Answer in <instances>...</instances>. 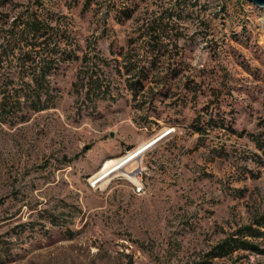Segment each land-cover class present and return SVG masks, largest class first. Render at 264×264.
Listing matches in <instances>:
<instances>
[{
	"label": "rangeland",
	"instance_id": "1",
	"mask_svg": "<svg viewBox=\"0 0 264 264\" xmlns=\"http://www.w3.org/2000/svg\"><path fill=\"white\" fill-rule=\"evenodd\" d=\"M32 10L45 47L16 35ZM49 58L48 107L0 104V264H264V6L0 0V100Z\"/></svg>",
	"mask_w": 264,
	"mask_h": 264
},
{
	"label": "trees",
	"instance_id": "2",
	"mask_svg": "<svg viewBox=\"0 0 264 264\" xmlns=\"http://www.w3.org/2000/svg\"><path fill=\"white\" fill-rule=\"evenodd\" d=\"M48 26L49 24L44 20L42 15L38 13V11H28L27 13L20 15L19 25L17 26V28H19V33H16V35L27 37V39L34 41L31 43L33 47H45L49 42V39H46L50 32L48 31ZM43 64L44 65H42L40 70L34 73L32 81L23 93L24 96L19 93V89L13 90L12 93L8 90L3 92L4 94L1 98L2 100H0V104L1 111L4 114L6 113L9 115L13 110L19 107L22 103L21 100L24 97L30 100V103L35 109L48 107V99H43L42 96L44 90L48 89L49 84L47 74L50 68L54 65V60L51 58L46 59ZM135 83H138V81ZM257 222L260 226L264 225V220L258 219ZM238 232L241 233L240 236L232 234L219 242L214 247L215 255L224 256L240 248H254L253 243L244 237L247 235L256 236L263 233L259 227H253L252 225H246L240 228Z\"/></svg>",
	"mask_w": 264,
	"mask_h": 264
},
{
	"label": "bare ground",
	"instance_id": "3",
	"mask_svg": "<svg viewBox=\"0 0 264 264\" xmlns=\"http://www.w3.org/2000/svg\"><path fill=\"white\" fill-rule=\"evenodd\" d=\"M149 145V143L143 144L140 152H136L134 154H131L130 156L126 157V158H120V159H109L107 160L104 168H102L99 172H98V176L100 175H106L110 170L115 169V170H123L125 165L132 159H136L138 156H136V154L140 155L145 149H147V146ZM139 151V150H138ZM131 158V159H130ZM97 175V174H96ZM102 177V176H101Z\"/></svg>",
	"mask_w": 264,
	"mask_h": 264
},
{
	"label": "built area",
	"instance_id": "4",
	"mask_svg": "<svg viewBox=\"0 0 264 264\" xmlns=\"http://www.w3.org/2000/svg\"><path fill=\"white\" fill-rule=\"evenodd\" d=\"M134 170H137V172L135 173V176H134V190L135 192H143L145 191V182H144V179H143V167H141V165H137L135 167ZM99 182V179L98 178H95L91 181V185L92 186H96V184H98Z\"/></svg>",
	"mask_w": 264,
	"mask_h": 264
},
{
	"label": "water",
	"instance_id": "5",
	"mask_svg": "<svg viewBox=\"0 0 264 264\" xmlns=\"http://www.w3.org/2000/svg\"><path fill=\"white\" fill-rule=\"evenodd\" d=\"M250 1H253L260 6H264V0H250Z\"/></svg>",
	"mask_w": 264,
	"mask_h": 264
}]
</instances>
